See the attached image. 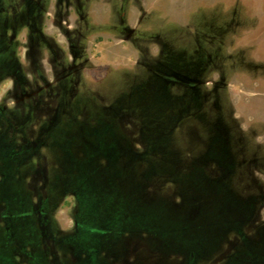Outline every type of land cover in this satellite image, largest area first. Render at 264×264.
Segmentation results:
<instances>
[{
  "label": "rangeland",
  "instance_id": "374dc122",
  "mask_svg": "<svg viewBox=\"0 0 264 264\" xmlns=\"http://www.w3.org/2000/svg\"><path fill=\"white\" fill-rule=\"evenodd\" d=\"M0 264H264V0H0Z\"/></svg>",
  "mask_w": 264,
  "mask_h": 264
}]
</instances>
